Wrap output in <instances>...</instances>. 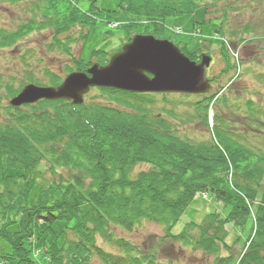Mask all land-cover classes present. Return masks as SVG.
Segmentation results:
<instances>
[{
  "label": "trees",
  "instance_id": "16d2710c",
  "mask_svg": "<svg viewBox=\"0 0 264 264\" xmlns=\"http://www.w3.org/2000/svg\"><path fill=\"white\" fill-rule=\"evenodd\" d=\"M238 1L118 0L115 9H106L97 0H0V4L31 7V16L16 27L0 26V52L22 53L15 74H0V113H5L0 122V237L11 249L0 256L1 263L34 264L29 240L35 225L42 223L48 234L43 256L51 264H184L188 252H202L213 258L212 264H264V108L253 99L244 108H233L228 97L244 74L230 88L220 86L208 95H179L182 100L193 98L189 106L208 137L177 134L167 118L175 115L165 108L156 111L155 97L166 104L188 103L171 101L167 94L94 88L93 102L81 105L65 100H40L20 108L10 105L29 84L57 87L64 80L50 67L43 68L44 78L35 76L28 59L39 55L24 44L32 36L48 35L44 53L70 60L63 67L65 76L108 64L111 56L103 50H94L88 62L82 52L77 58L73 54V44L84 47L98 22L116 24L126 44L135 35L165 39L168 17L202 9L203 21L194 23L193 29L214 24V33L233 47L245 42L241 59L246 68L255 61L244 59L262 53L264 36L251 26L227 30L226 18L212 14L219 4ZM74 29L79 30L76 36ZM178 46L191 61H201L204 45L193 53L183 44ZM121 50L122 45L117 52ZM220 54L225 67L209 82H218L234 70L224 45ZM38 62L43 65L42 59ZM223 107L228 109L225 115ZM249 132L255 141L249 140ZM42 164L46 174L38 170ZM138 165L147 169L136 172ZM202 195L213 198L223 210L174 234L181 217ZM13 217H19L18 223L11 222ZM148 223L160 226L163 235L149 236L140 244L119 235V231L134 233ZM60 224L62 230L55 232L54 226ZM230 225L254 230L238 260L222 254L229 249ZM14 227L17 232H10Z\"/></svg>",
  "mask_w": 264,
  "mask_h": 264
},
{
  "label": "rangeland",
  "instance_id": "374dc122",
  "mask_svg": "<svg viewBox=\"0 0 264 264\" xmlns=\"http://www.w3.org/2000/svg\"><path fill=\"white\" fill-rule=\"evenodd\" d=\"M117 4L118 0H97V5L101 8L115 9ZM217 7L218 8L212 10L214 11L212 12V14L214 17L220 16L226 18L228 22L227 30L240 31L242 28L251 26L256 27L258 36H264V0H240L238 2H233L230 4H219ZM30 8L31 7L26 8L24 4H18L15 6H10L7 3L0 4V26L5 25L11 28L16 27V25L21 21H25L27 18H29V16H31V13H29ZM203 18L204 12L202 9H199L194 14H188L179 17H168L165 21L166 30L164 37L167 41L175 45H185L189 53L195 52L198 48H200L201 45H204L205 47H203V53L209 51V55L212 57L211 65L206 69L205 74L206 78L211 81L220 74L221 70L225 67V64L220 54L221 45L220 43H218L219 40L214 41L215 25H205L200 28V30L193 29V24L196 22H202ZM111 30L112 35H109L108 33ZM178 31L179 33H177ZM72 33L74 36H76L78 35L79 30L74 29ZM123 39L124 35L122 30H119L112 25L106 26L104 23L98 22L92 29L89 37L85 42L84 47H82L83 44H73V54L77 58L82 52L81 57L88 62L90 61L91 53L94 50L99 49L105 51L108 56L110 55L112 57L117 53L121 45H124ZM48 40V35H35L27 39L24 43L27 48L32 49L39 55L37 59H28L31 65L34 67L33 72L35 76H37V78H44L43 68L50 67L65 79L67 75L65 76V73H63V67L65 64H71V62L69 59L58 53L50 55L45 54L43 48ZM259 50L262 53L253 57V59H244L247 63L250 61L255 62H251L247 65L246 68L244 67L243 74L245 76L242 78L239 84L235 85L232 88V90L230 91L231 95L230 92H228V97L233 108H235L236 105H240L241 108H244L245 102L249 99H253L258 105L264 108V43L260 46ZM21 54L22 53L20 52L18 55L14 54L13 56H11L10 52H0V74L2 73L6 76L15 74L14 70L16 69V67H18V58ZM39 59H42L43 65L39 64ZM229 59L232 64L233 59L231 57V54H229ZM234 73L235 71L231 74L229 73L228 76H222L218 82H210L212 85V92L218 91L220 89V86H225L228 82L229 77L233 76ZM260 74L263 75L261 79L258 78ZM44 87L49 88L54 86L47 85ZM167 95H169V100L175 101L182 100V98H179V95L186 94ZM86 96L84 97V100L87 103L93 102L92 99L95 96V92L90 91ZM155 99L156 111L165 108L167 110H171L175 115L172 118L170 116H168L167 118L170 121H173V125L177 128V134L183 137L189 135L192 138H194L195 136L208 137L207 129L205 128L204 124H202L201 120L197 118V113L195 112L194 107L189 106V103L193 101V98H190L188 100L184 99L187 103L190 100L188 104L177 103L179 101H175V104H166L162 102L163 100L160 96L155 97ZM97 100L99 101V99ZM3 106H5V104ZM227 113L228 109H224L223 107V114L225 115ZM4 114L5 113L1 110L0 122L3 121ZM212 116L213 112L211 113V120ZM237 131L241 132L239 130ZM251 133L252 132L248 133V137L249 140L253 142L255 141V139L253 138ZM146 169V166L138 165L135 171L138 172ZM38 170H40L39 172L41 174H46L45 164H42L38 168ZM36 197L37 190L32 193L30 197V203L33 204L36 201ZM19 202L22 203V200H19ZM221 210H223V206L217 203L213 198L198 197L191 204V207L184 213L180 221L176 224L173 229V233L178 234L182 232L185 226L189 223L193 222L200 224L208 214H211L213 212H221ZM18 221L19 217H13L11 219V222L18 223ZM248 225H246V227L244 228L234 227L233 229L231 225L228 226L230 232L228 238L226 239V244L228 245L229 249L227 251L223 250V255H233L238 260L243 254H245V251L250 244V240L254 236V230L252 232ZM45 228L46 227L42 223H38L37 225H35L34 235L29 240V242L33 243V252L31 259L34 264H51L49 263V260L43 256L44 244L48 236V234H45L44 232ZM62 228L63 224H60L59 226H54L53 229L55 232H60ZM1 229L2 228L0 227V230ZM9 231L17 232V228H11ZM119 235L140 244L149 236L161 237L163 235V230L158 225L148 223L145 224L143 228L136 230L134 233L129 234L125 231H119ZM10 252L11 249L9 244L0 237V256L7 255ZM212 260V257H206L202 252H197L195 254L193 252H188L187 257H185L182 262L184 264H212ZM95 264L100 263L96 261Z\"/></svg>",
  "mask_w": 264,
  "mask_h": 264
},
{
  "label": "water",
  "instance_id": "95a60500",
  "mask_svg": "<svg viewBox=\"0 0 264 264\" xmlns=\"http://www.w3.org/2000/svg\"><path fill=\"white\" fill-rule=\"evenodd\" d=\"M210 64L208 55L197 64L167 40L136 35L107 65H94L86 73H71L58 87L29 84L10 100V105L20 108L40 100H65L81 105L92 88L136 94H208L212 87L205 72Z\"/></svg>",
  "mask_w": 264,
  "mask_h": 264
},
{
  "label": "bare ground",
  "instance_id": "6f19581e",
  "mask_svg": "<svg viewBox=\"0 0 264 264\" xmlns=\"http://www.w3.org/2000/svg\"><path fill=\"white\" fill-rule=\"evenodd\" d=\"M0 264H3V263L0 262Z\"/></svg>",
  "mask_w": 264,
  "mask_h": 264
}]
</instances>
